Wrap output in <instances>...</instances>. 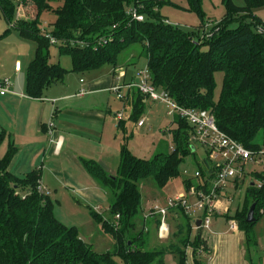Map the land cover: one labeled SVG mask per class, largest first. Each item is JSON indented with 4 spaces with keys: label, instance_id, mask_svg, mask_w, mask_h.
<instances>
[{
    "label": "trees",
    "instance_id": "1",
    "mask_svg": "<svg viewBox=\"0 0 264 264\" xmlns=\"http://www.w3.org/2000/svg\"><path fill=\"white\" fill-rule=\"evenodd\" d=\"M136 0H61L53 6L50 0H0V14L17 30L20 37L34 41L36 49L25 72V93L40 98L52 83L63 81L71 71L84 73L109 65L111 72L119 67V56L139 45V56L146 60L152 84L163 88L181 107L210 110L217 127L246 148L258 147L252 141L262 132L264 145V28L259 19L250 23L243 17L252 8L264 6V0H245L238 6L232 0H222L226 15L219 23H212L213 34L194 43L199 29H182L167 23L160 8L169 0H145L144 21L129 22L126 8ZM190 10L203 17L200 0H188ZM26 7V15L17 14V7ZM34 10L28 17L27 12ZM53 15L49 35L59 40L58 54L70 58L71 68L49 63L50 43L41 30V16ZM15 18L14 23H12ZM240 20L237 28L228 27ZM200 25H204L201 21ZM101 41L99 42V40ZM82 42L81 45L78 42ZM104 41V43H103ZM216 72H222L221 88L214 98ZM132 92L131 95H127ZM131 107L129 118L137 122L145 110L143 96L136 90L126 91ZM177 126L173 131L174 145L167 153H156L141 159L121 147L114 174L108 173L98 162L80 158V163L105 194L108 214L92 212L105 231L115 240L114 250L98 252L84 241L75 226H66L54 215L53 203L47 194L37 190L41 168L17 176L8 166L17 152L12 141L0 157V264H164L167 253L176 255L184 264L186 248L193 250V264H206L210 255L201 228L192 233V219L181 207L171 208L167 222L171 231L165 241L159 239V217H146L141 207L140 183L151 178L162 189L179 174L183 157L194 153L189 141L191 126L173 117ZM118 127L121 128L120 123ZM5 132H0V145ZM207 159L197 163L201 178H209ZM209 176V177H208ZM261 185L246 188L242 208L224 215L234 218L243 232L244 251L249 264H254L251 250L256 240L250 228L259 215L264 214V176H253ZM209 180V179H208ZM194 180H185L186 189ZM251 203H255V220L245 222ZM152 220L155 245L144 236ZM149 246L151 248H149ZM118 258L122 263H119Z\"/></svg>",
    "mask_w": 264,
    "mask_h": 264
},
{
    "label": "rangeland",
    "instance_id": "2",
    "mask_svg": "<svg viewBox=\"0 0 264 264\" xmlns=\"http://www.w3.org/2000/svg\"><path fill=\"white\" fill-rule=\"evenodd\" d=\"M170 3H165L160 8V14L163 18L167 19L171 25L180 26L182 29L197 30L202 29L201 21L204 22L203 26L209 27L213 22L219 23L226 15V7L222 0H200V8L203 17H199L194 11L190 10L188 0H169ZM234 4L238 6L245 5V0H232ZM50 3L55 6L61 3V0H50ZM26 7L23 10L22 6L17 7L20 16L24 13L26 15ZM127 9V8H126ZM34 10L30 9L27 12L28 17L34 14ZM22 17V16H21ZM253 19H259L261 24L264 25V6L252 8L251 13L243 17V22L251 23ZM41 30L47 32L50 29V22L53 20V15L44 13L41 16ZM15 18L12 23H14ZM240 20H233L229 23L228 27L231 29L237 28L240 24ZM10 24L0 14V78L11 77L9 71L14 66L16 61L22 62L23 75L26 72V68L33 57V53L36 49L34 41L26 40L20 37L19 33L15 29L9 30ZM201 31V30H200ZM199 31V33H200ZM201 37V36H200ZM194 41H198L199 37L194 35ZM141 48L139 45H133L119 56L120 66L125 67L128 71H134V78L139 69L145 66V58L139 56ZM58 45L50 44L49 47V63H59L65 69L70 70L71 62L70 58L66 55L58 54ZM93 71H98L105 75L111 72L109 65H105L98 70H92L84 73H75L69 71L64 77L63 81L70 82L72 85L78 83L79 78L89 79L94 74ZM214 98L218 97L223 73L216 72ZM10 79V78H9ZM11 82V80H10ZM60 85V82H56ZM110 99L111 108L113 111L121 113V119L124 120L123 128H118L117 137L112 141H109L111 148H115L118 155L121 147H125L133 155L138 158L150 159L154 154L162 152L167 153L174 145L173 131L177 124L172 116L166 114V109L163 103L159 101L146 100L144 103L145 110L139 119H144V125L137 127V122H134L129 118L131 107L126 106L123 108V100L127 99V95H131L132 92L124 93L123 99H118L116 94L112 92ZM262 132L259 131L252 141L253 144H262ZM194 153L188 154L183 157L182 162L179 165V174L170 179L162 189H159L151 178H147L140 183V193L142 196L141 207L143 215L147 213L149 207L154 203H163L164 199L168 196H174L176 194L184 193L186 190L185 180H194V173L197 170V163H199L205 156L206 151L199 147L196 143ZM108 148V149H111ZM112 150V149H111ZM58 159H54L51 167H59L56 164ZM61 162V168L65 173L71 172L76 178H78V172L76 167L77 162L71 159L70 156H64ZM80 162V161H79ZM45 161V165L47 166ZM114 168V167H113ZM107 171V170H106ZM116 171V169H115ZM108 172V171H107ZM115 173V172H114ZM53 175H55L52 172ZM48 172L44 174V179L49 181V198L53 203L54 215L66 226H75L79 236L88 243H91L93 248L98 252L112 251L114 250L115 240L110 232L104 230L103 225L92 214L96 212L101 215L108 214V202L105 201L103 194L100 191L99 196L101 199L98 201L86 200L81 196V192L78 191L81 186L74 185L72 187L62 186L60 183L54 180V176ZM252 171L250 166H246L245 175L238 183L237 188L232 186L228 187V193L231 196V213H234L237 207L240 209L243 206L245 192L248 184L253 181ZM60 176H63L61 173ZM48 195V194H47ZM194 214L198 215L197 212ZM216 221V222H215ZM223 216H216L212 218V224L210 230L216 228L228 227ZM149 232L144 236V239L148 237L149 240L155 243V230L152 228V220H148ZM171 231V228H170ZM196 228L192 229V233H195ZM209 230H201V234H205ZM243 235V232L240 231ZM250 236L256 240L255 248L251 250V258L254 264H264V214L259 215L256 222L250 228ZM163 239L162 241H165ZM244 238L242 242V247ZM149 246V248H151ZM239 249V246L232 247L235 251ZM244 249V248H242ZM238 253V250H236ZM241 251V248L240 250ZM119 263H122L118 258ZM179 259L172 253H167L164 256V264H178Z\"/></svg>",
    "mask_w": 264,
    "mask_h": 264
},
{
    "label": "crops",
    "instance_id": "3",
    "mask_svg": "<svg viewBox=\"0 0 264 264\" xmlns=\"http://www.w3.org/2000/svg\"><path fill=\"white\" fill-rule=\"evenodd\" d=\"M17 62L19 61L9 71L11 92L0 95V132H5L0 145V157L4 155L9 140L17 148L8 170L21 177L32 168L40 167L39 182L47 189L48 196L50 183L44 179V174L48 172L53 175V172L54 180L62 186H81L78 191L82 193L83 199L99 201L101 190L107 202L103 190L79 161L80 158L95 160L110 174H114L117 168V151L108 142L117 137L118 124L122 129L124 120H117L116 113L120 110L113 111L110 104V94H113L110 87L115 82L114 75L112 72L102 75L93 71L94 74L89 79L79 78L75 85L65 81L57 85L55 82L44 90L42 97L32 98L25 93L23 64L19 62V67L16 68ZM125 71L124 80L134 78V71L126 68ZM81 89L85 92L80 95ZM123 101V108L130 106L128 99ZM48 122L53 123L54 139H61V148L57 154L49 143ZM64 156H70L77 162L74 168L77 169L78 178L71 172L65 173L62 170L59 159L63 160ZM54 159H58L55 165L59 167L49 168L55 162ZM61 173L63 176H60ZM202 235L210 251L206 264H249L242 249L244 237L238 229L230 231L228 227L209 228ZM236 246L241 248V251L236 248L238 253L232 249Z\"/></svg>",
    "mask_w": 264,
    "mask_h": 264
},
{
    "label": "built area",
    "instance_id": "4",
    "mask_svg": "<svg viewBox=\"0 0 264 264\" xmlns=\"http://www.w3.org/2000/svg\"><path fill=\"white\" fill-rule=\"evenodd\" d=\"M145 0H136L135 4L126 9L128 21H144ZM18 14V11H17ZM167 23H170L167 19ZM199 29V40L194 43H200L203 39L210 37L213 32H209L210 26H202ZM259 28L258 31H263ZM47 36L49 43L58 44L59 40L42 31ZM201 36V37H200ZM101 39L99 40V42ZM81 45L82 42H78ZM104 43V41H103ZM19 62L16 63V68ZM125 68L117 67L113 71L115 82L111 85L110 90L116 94L118 99L124 98L126 91L136 89L143 96V103L146 100L159 101L164 104L166 114L169 116H178L184 119L192 130L189 135V141L193 145L196 143L206 151L207 167L209 178L202 179L201 173L196 170L194 173V184L190 185L184 193L168 196L163 203L152 204L146 217H159L157 235L159 239H167L170 233V227L167 222L169 209L181 207L184 213L192 219L193 228L196 219L200 220L199 228L209 230L212 218L223 216L231 213V196L228 193V187L237 188L238 183L245 175L246 166L251 167L252 176L255 174L264 176V145L258 147L246 148L236 140L232 139L225 132L221 131L215 122L213 113L210 110L193 109L181 107L168 95L163 88H158L152 84L151 77L147 66L139 69L135 78L128 81L124 80ZM11 82L9 78H0V95L11 92ZM85 91L80 90V95ZM117 120L121 119V113H116ZM144 119L137 121V126L144 125ZM49 143L52 145L53 152L57 154L61 148V139L53 137V123H47ZM209 179V180H208ZM254 185L260 186L261 182L256 177L253 178ZM37 190L41 194H48L47 189L38 184ZM197 212L198 215L194 214ZM230 231H237V221L234 218L226 220ZM184 264H193V250L191 247L186 248V259Z\"/></svg>",
    "mask_w": 264,
    "mask_h": 264
},
{
    "label": "water",
    "instance_id": "5",
    "mask_svg": "<svg viewBox=\"0 0 264 264\" xmlns=\"http://www.w3.org/2000/svg\"><path fill=\"white\" fill-rule=\"evenodd\" d=\"M249 185L253 186L254 183L253 182H250ZM254 207H255V203H251L250 206H249V208H248L247 214H246V218H245V222L246 223H250V222H253L255 220V217H254ZM195 225L197 227H199V225H200V220L199 219H196Z\"/></svg>",
    "mask_w": 264,
    "mask_h": 264
}]
</instances>
